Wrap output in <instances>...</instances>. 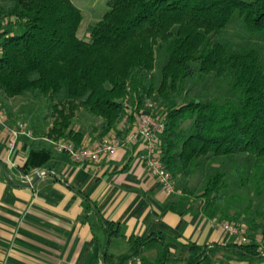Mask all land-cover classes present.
<instances>
[{"label": "trees", "instance_id": "16d2710c", "mask_svg": "<svg viewBox=\"0 0 264 264\" xmlns=\"http://www.w3.org/2000/svg\"><path fill=\"white\" fill-rule=\"evenodd\" d=\"M108 5V12L88 28L89 40L84 41L77 36L82 13L70 0H0V96L42 100L47 109L44 119L51 121L50 129L30 142L23 173L40 169L52 159L53 142L81 146L84 134L71 128L80 110L102 121L95 129L101 141L126 117L133 120L150 101L163 109L160 147L164 169L176 184L184 183V194L204 202L206 214L224 202L227 182L225 174L217 172L207 179L200 194L191 190L187 182L202 158L227 161L244 156L254 190L261 195L264 67L256 49L229 53L213 38L235 15L248 32H264V0H109ZM160 48L167 51L168 59L156 85L153 72ZM208 76L226 82L231 97L177 105L188 81ZM84 208L98 214L106 236L104 264H132L133 259L140 264H212L222 250L242 261L264 260L260 242H235L211 248L190 245L189 257L182 262L171 256L159 235L125 238L120 226L104 219L87 199ZM165 210L179 216L191 212L181 202H170ZM242 217L237 210L225 221L264 233V214L260 223L245 222ZM114 239L126 240L127 250L120 256L109 253ZM155 243L160 251L150 262L143 253Z\"/></svg>", "mask_w": 264, "mask_h": 264}, {"label": "crops", "instance_id": "0c3cea01", "mask_svg": "<svg viewBox=\"0 0 264 264\" xmlns=\"http://www.w3.org/2000/svg\"><path fill=\"white\" fill-rule=\"evenodd\" d=\"M5 111L6 124L0 125V264H104L106 236L98 214L84 208L86 199L104 219L118 224L125 238L157 234L171 256L182 262L189 257L190 245L211 248L236 242L226 232V223L206 214L202 203L198 208L189 205L192 196L166 194L137 160L135 146L96 163H79L55 152L44 167L24 174L32 139L21 138L9 151L10 127L22 114L10 105ZM28 119L34 138L51 127L48 120L40 125ZM101 123L99 119L87 133L71 128L84 134L82 145L92 147L98 142L95 129ZM122 130L120 124L110 134L121 135ZM26 178L34 184L30 186ZM180 200L191 208L190 213L179 216L165 210L168 203ZM126 250L124 239H114L109 247L114 256ZM159 251L160 245L155 243L143 256L153 262ZM132 264L140 262L133 259ZM212 264H264V260L242 261L222 250Z\"/></svg>", "mask_w": 264, "mask_h": 264}, {"label": "rangeland", "instance_id": "374dc122", "mask_svg": "<svg viewBox=\"0 0 264 264\" xmlns=\"http://www.w3.org/2000/svg\"><path fill=\"white\" fill-rule=\"evenodd\" d=\"M70 1L81 11L83 17L77 36L81 40L88 41V28L94 26L102 20L104 15L109 10V0ZM245 1L247 3H251L254 0ZM213 42L225 45L229 53H239L249 49H256L260 54V61L264 67V32H248L242 19L238 15H235L229 25L222 30L219 35L213 38ZM167 59V51L164 48L158 49L156 52V63L153 72L156 85H159L161 81V71L167 62ZM230 97L231 89L226 82L220 81L214 76H208L197 82L188 81L184 94L176 101V103L181 106L194 101H205L208 99L225 100ZM6 104L13 107L15 112H20L22 115H25L24 117L21 115L17 119H13V124L10 129L20 122L25 124L28 123L29 117L36 120L37 123L39 122L40 125L46 122L44 116L47 109L45 102L42 100H35L31 96L15 97L12 100L0 96V107L5 115L4 122L7 121L5 107L8 106ZM126 104L129 107L128 117H131L132 113L130 108L132 107V101L129 100ZM147 104H152V102L148 101ZM154 108L156 109L157 107L154 105ZM98 120V118L92 116L87 111L80 110L77 112L73 120L72 127L77 128L79 131L84 133L91 132ZM131 120L126 117L121 123L124 124L126 131H129L131 127L134 126L136 118L133 117V120ZM49 122L51 123V121ZM5 124L6 123L0 125L3 126ZM185 128L187 131L190 130L191 121L185 124ZM241 171H243V173H241ZM217 172L225 174L227 188L223 191L225 194L224 202L217 208H212L209 212L210 216L212 215V217L216 220L224 221L227 225L238 231L237 235H230L233 237L234 241L238 243L260 242L262 244V250L264 251V233L262 231H251L246 224L237 225L235 223L225 221V217L228 215H234L237 210H240L243 213L242 219L245 220V222L249 220H255L257 223L263 222L264 190L261 195L256 194L254 186L251 183V169L246 165L244 156H238L227 161L224 159L214 158L200 159L197 167L193 171L192 177L187 182V185L191 190H196V192L200 194L207 179L215 175ZM174 185L177 195L184 194V183L180 182L176 184L174 182ZM188 197L190 196L188 195ZM179 202H181V200ZM181 203L188 207L184 201ZM200 203H202L201 206L205 209L206 206L204 202ZM200 203L194 200L189 205L194 208H198Z\"/></svg>", "mask_w": 264, "mask_h": 264}, {"label": "built area", "instance_id": "2783aa9c", "mask_svg": "<svg viewBox=\"0 0 264 264\" xmlns=\"http://www.w3.org/2000/svg\"><path fill=\"white\" fill-rule=\"evenodd\" d=\"M154 109V110H153ZM156 110V111H155ZM162 108H154L153 104H146L145 109L136 112L135 124L130 131L123 130L121 135L109 134L99 143L90 147L82 145L76 147L73 143L64 140L53 142L58 154H67L72 160L79 163H96L128 146L136 147V158L148 174L154 178L168 195L176 193L175 185L162 164L160 147L161 134L165 123L161 117ZM5 115L0 107V124H4ZM21 138L34 139L33 132L25 123H18L9 131L7 147L13 151ZM27 183L30 184L28 178ZM224 228L229 235H237L238 231L225 224Z\"/></svg>", "mask_w": 264, "mask_h": 264}, {"label": "water", "instance_id": "95a60500", "mask_svg": "<svg viewBox=\"0 0 264 264\" xmlns=\"http://www.w3.org/2000/svg\"><path fill=\"white\" fill-rule=\"evenodd\" d=\"M33 184H34V183L31 182V183H30V186H32Z\"/></svg>", "mask_w": 264, "mask_h": 264}]
</instances>
